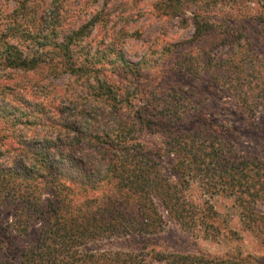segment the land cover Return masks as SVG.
<instances>
[{"label": "trees", "instance_id": "trees-1", "mask_svg": "<svg viewBox=\"0 0 264 264\" xmlns=\"http://www.w3.org/2000/svg\"><path fill=\"white\" fill-rule=\"evenodd\" d=\"M116 1L122 2L102 4ZM221 1L161 0L164 14L190 10L192 36L186 47L182 41L167 44L132 64L108 43L89 47L93 30L106 36L110 11L99 9L74 27L82 12L72 6L19 1V12L28 14L29 3L39 8L38 23L45 28L28 33L24 48L1 40L0 70L34 73L29 77L58 71L71 79L63 90L28 103L30 108L21 97L6 101L0 92V205L9 211L13 233L28 235L34 229L31 244L14 264H259L239 253L209 257L150 250L143 259L141 250L85 248L110 236L155 234L166 219L183 229H212V213L190 202L178 172L173 181L161 173L162 155H170L184 176L197 175L210 182L207 188L225 193L264 245V215L255 208L264 203V161H227L205 116L204 93L194 85L204 75L214 90L228 87L245 111H254L257 98L264 97L263 85H248L255 72L250 41L256 37L237 24L251 23V32H262L264 0H230L231 9L216 16ZM45 3L52 10L42 11ZM9 30L10 37H21L15 27ZM219 47L222 53H211ZM48 49L56 60L50 56L51 62H44ZM0 88L7 90L3 83ZM23 124L40 131L36 137L21 135L17 129Z\"/></svg>", "mask_w": 264, "mask_h": 264}, {"label": "rangeland", "instance_id": "rangeland-1", "mask_svg": "<svg viewBox=\"0 0 264 264\" xmlns=\"http://www.w3.org/2000/svg\"><path fill=\"white\" fill-rule=\"evenodd\" d=\"M19 1L21 0H0V35L2 36L0 41L7 40L24 48L30 43L27 37L28 33L33 34L37 29L45 28V25L38 23L40 20L37 17L39 8L35 6L32 8L31 3L27 6V10H30L28 14L24 10L21 12L15 10V7L19 6ZM50 1L55 6H72V9L79 11L78 13L82 12L78 19L75 18L74 27L82 24L85 19L99 9L110 11L104 26L106 36L100 37L99 34H96L97 31L93 30L89 38V47L92 50L100 41L102 44L108 43L114 51L119 52L122 60L129 64L143 59L153 49L159 50L167 44L187 41L191 38L194 29L193 14L189 9H184L175 16L164 14L159 6L161 0H121L123 3L125 2L124 5L122 2L118 5V1L116 4L103 5L102 0H97L93 4L90 0H47V3ZM229 1H221L218 3L219 6H214V14L220 16L231 9ZM82 2H86V8L83 7ZM224 2L228 4H223ZM32 3L38 5L37 1ZM47 3L42 6V11L52 10L51 6L47 8ZM248 5L256 8L255 4L248 3ZM76 10H74V14L77 13ZM32 17L34 22L31 25ZM11 27H15L20 32L17 36L21 37H10L9 29ZM237 27L246 29L248 36L256 37V40L250 41L255 57L253 63L255 72L249 77L253 78V83L248 85L250 87L264 86V30L261 32L260 28L257 33L254 30L251 32L249 28H252L253 25L245 24L244 21L237 24ZM186 44L187 42L183 44V47H186ZM198 45L203 46V43H198ZM223 50L224 48L219 47L212 50L211 53L219 54ZM45 51L44 62H47L50 61L51 53L49 49ZM54 56L52 55L51 58L56 60L57 58ZM57 72L56 76H52L42 71L38 76L35 75L37 76L35 78V76H27L32 72L25 74L22 71L1 69L0 84L3 83V87L7 86V90L0 88L2 98L7 101L12 96H19L30 108L28 103L36 104L41 101L40 95L63 90L65 84L70 81L69 75ZM32 74L34 75V73ZM206 80L204 75H199L194 85L201 87L204 93L202 95L206 99L205 116L216 130L217 135L214 141L216 144L219 142L222 145L227 161L237 162L243 158H257L264 161V97L257 98L254 111L249 113L239 105L227 89L228 87L223 86L221 89L218 87L214 90ZM8 87L11 90H8ZM11 102L17 105L16 102ZM63 103L67 105V102ZM17 131L27 137H36L35 133L40 130L23 124L18 127ZM2 133L3 126H0V135ZM156 140L159 139L156 138ZM0 141L3 142L2 135ZM160 170L171 181L177 178L178 172L184 193L191 199L190 202L195 204L200 211L212 213V229L203 226H196L192 230L183 229L173 221L166 219L161 230L155 234H134L130 237L110 236L106 240L87 244L85 247L87 250L94 248H97L98 251L106 249L141 250L142 255L140 256L143 259H148L150 250L162 253H197L209 257H224L228 254L239 253L247 254L259 264H264V245L262 246L256 240L254 235L256 233L247 229V222L241 218L238 208L233 205L228 196L226 197L225 193L207 188L210 182L202 183L197 175L184 176L181 174V171L172 164L170 155H162ZM155 202L158 204L157 200ZM255 208L264 215V203H256ZM159 211L163 214L162 210L159 209ZM33 233L34 229L28 235L20 236L13 233L10 228L9 211L0 205V264H14L19 251L31 244Z\"/></svg>", "mask_w": 264, "mask_h": 264}]
</instances>
